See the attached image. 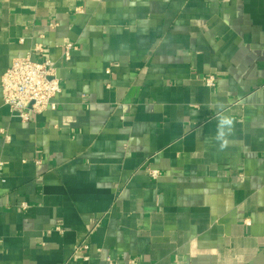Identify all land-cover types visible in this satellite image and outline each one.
I'll list each match as a JSON object with an SVG mask.
<instances>
[{
  "label": "crops",
  "instance_id": "obj_1",
  "mask_svg": "<svg viewBox=\"0 0 264 264\" xmlns=\"http://www.w3.org/2000/svg\"><path fill=\"white\" fill-rule=\"evenodd\" d=\"M37 45L62 90L23 122L1 77ZM108 256L264 264V0H0V264Z\"/></svg>",
  "mask_w": 264,
  "mask_h": 264
},
{
  "label": "built area",
  "instance_id": "obj_2",
  "mask_svg": "<svg viewBox=\"0 0 264 264\" xmlns=\"http://www.w3.org/2000/svg\"><path fill=\"white\" fill-rule=\"evenodd\" d=\"M76 10L78 12L82 11L80 7ZM75 48H77V45L72 42L65 45L64 58L66 60L71 58V51ZM41 50V46L37 45L27 55L15 58L11 67L1 77L4 103L8 105L12 115L23 122L30 121L35 113L47 109H56L57 103L54 98L62 90L55 62L47 57L41 60L35 58L36 51ZM107 72L111 73V69L108 68ZM216 80L214 75H209L205 78V83L214 88ZM5 136L6 139L10 138L7 133ZM149 174L153 179H157L161 176V171L150 168ZM27 206L25 202L21 204L23 209H26ZM245 222L249 224L250 220L246 219ZM87 250L88 245L84 243L78 245L74 253L81 252L83 259L88 260L90 256L87 254ZM107 260L113 264L112 257L108 256ZM137 262V258L129 259L130 264H137Z\"/></svg>",
  "mask_w": 264,
  "mask_h": 264
},
{
  "label": "clouds",
  "instance_id": "obj_3",
  "mask_svg": "<svg viewBox=\"0 0 264 264\" xmlns=\"http://www.w3.org/2000/svg\"><path fill=\"white\" fill-rule=\"evenodd\" d=\"M226 123H230V121H225Z\"/></svg>",
  "mask_w": 264,
  "mask_h": 264
}]
</instances>
